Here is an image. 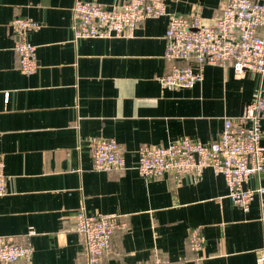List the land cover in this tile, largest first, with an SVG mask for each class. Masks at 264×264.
<instances>
[{
    "label": "crops",
    "instance_id": "obj_1",
    "mask_svg": "<svg viewBox=\"0 0 264 264\" xmlns=\"http://www.w3.org/2000/svg\"><path fill=\"white\" fill-rule=\"evenodd\" d=\"M111 7L122 0H81ZM226 0H165L170 14L200 15L212 24ZM264 3V0H257ZM75 0H0V156L6 192L0 196V236L31 233L29 261L15 264H86L83 237L74 216L117 214L127 228L111 238L113 253L99 264H256L264 247V199L255 196L247 212L227 196L221 174H169L145 178L137 170L140 146H166L188 137L216 139L226 117L237 118L264 76L230 65L203 67L191 88L165 89L159 78L175 62L164 58L168 16L147 17L130 38L73 40ZM38 23L27 40L38 66L19 70L13 49V19ZM264 36V27L257 29ZM179 65L193 61H177ZM264 130V120H262ZM114 138L126 169L95 170L93 138ZM264 145V136L262 138ZM264 187V171L244 188ZM198 227L201 250L189 247Z\"/></svg>",
    "mask_w": 264,
    "mask_h": 264
},
{
    "label": "built area",
    "instance_id": "obj_2",
    "mask_svg": "<svg viewBox=\"0 0 264 264\" xmlns=\"http://www.w3.org/2000/svg\"><path fill=\"white\" fill-rule=\"evenodd\" d=\"M167 15L164 34V58L175 62L169 72L159 78L165 89L191 88L203 80L205 65H230L237 74L246 70L264 76V36L257 34L264 27V3L257 0H226L212 24L194 14L190 17L170 14L165 0H122L111 7L96 2L75 0L72 7L73 40L80 38H130L137 25L147 17ZM15 35L13 49L19 58V70L33 73L37 66L36 47L27 40L29 31L38 23L31 18L17 17L10 23ZM193 61L179 65L177 61ZM264 90L259 87L237 118L226 117L217 138L204 144L188 137L166 146H140L137 170L145 178L169 174L175 179L185 175L200 176L205 168L221 174L228 189V198L247 212L253 198L264 199V187L244 188L250 175L259 177L264 171ZM95 170L126 169L123 150L114 138H93L89 144ZM4 160L0 156V196L6 192ZM127 228L117 214H88L84 208L74 216V230L84 239L86 264H99L104 255L113 253L111 238L115 231ZM31 233L15 240L0 236V264L29 261L32 255ZM193 251L201 250L203 236L198 227L188 238ZM153 264H173L158 256ZM256 264H264V247L257 251Z\"/></svg>",
    "mask_w": 264,
    "mask_h": 264
}]
</instances>
